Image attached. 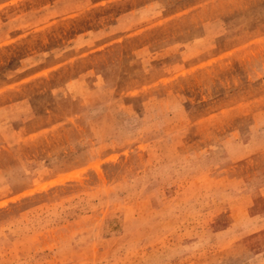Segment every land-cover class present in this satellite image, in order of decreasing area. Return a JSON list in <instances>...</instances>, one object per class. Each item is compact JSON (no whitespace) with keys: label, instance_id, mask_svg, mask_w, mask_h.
I'll return each mask as SVG.
<instances>
[{"label":"rangeland","instance_id":"374dc122","mask_svg":"<svg viewBox=\"0 0 264 264\" xmlns=\"http://www.w3.org/2000/svg\"><path fill=\"white\" fill-rule=\"evenodd\" d=\"M263 185L264 0H0V264H264Z\"/></svg>","mask_w":264,"mask_h":264},{"label":"crops","instance_id":"0c3cea01","mask_svg":"<svg viewBox=\"0 0 264 264\" xmlns=\"http://www.w3.org/2000/svg\"><path fill=\"white\" fill-rule=\"evenodd\" d=\"M262 189H263V193H262V195L261 196H264V185L262 186ZM243 195H245V193L242 191L241 192V196L243 197ZM249 197V196H248ZM246 206V205H245ZM238 208V207H237ZM236 208V209H237ZM235 209V210H236ZM259 223L260 224H262V223H264V205L263 204H261L260 202H258L257 200H256V198L254 197V195H253V227L254 226H257V225H259ZM255 230L253 231V234H255ZM259 254H257V255H255V256H258V255H264V247L261 249V250H259ZM254 258V257H253Z\"/></svg>","mask_w":264,"mask_h":264}]
</instances>
